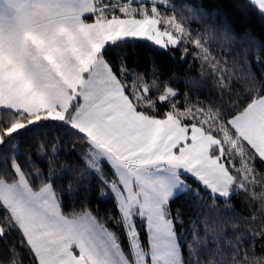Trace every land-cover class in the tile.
Masks as SVG:
<instances>
[{
  "label": "snow or ice",
  "instance_id": "obj_1",
  "mask_svg": "<svg viewBox=\"0 0 264 264\" xmlns=\"http://www.w3.org/2000/svg\"><path fill=\"white\" fill-rule=\"evenodd\" d=\"M169 5L0 0V264L25 255L30 264H264L255 212L251 230L227 247L214 227L218 204L230 209L241 192L264 210V73L234 88L209 51L215 34L167 15ZM231 6L264 23V0ZM232 29L226 16L220 32ZM176 50L211 68L217 98L192 103L185 93L179 103L176 77L160 63ZM142 61L150 73L137 71ZM24 141L32 144L22 153ZM93 197L114 211L101 216ZM184 203L193 210L187 228Z\"/></svg>",
  "mask_w": 264,
  "mask_h": 264
},
{
  "label": "trees",
  "instance_id": "obj_2",
  "mask_svg": "<svg viewBox=\"0 0 264 264\" xmlns=\"http://www.w3.org/2000/svg\"><path fill=\"white\" fill-rule=\"evenodd\" d=\"M176 2L173 8L177 10H193L194 12H204L208 15L204 16L202 20L208 25H213L216 35L209 41V51L211 56L225 64L230 70L233 77V86L237 90L244 87V82L248 78V73H251L258 80L264 73V52L260 49L261 41L264 40V23H261L259 18L249 13L247 16H241L236 7L231 6L232 0H173ZM236 3H242L243 0H235ZM162 9V8H161ZM172 9H167L169 12ZM216 13L213 17L211 14ZM230 18L233 24L231 34L225 36L220 32L222 22L225 17ZM201 18L199 15L194 18L191 23L194 32H204V28L199 25ZM204 23V24H205ZM181 53L179 50L173 51L171 55L160 58V63L163 66L165 77L175 75L172 81V86L181 93L179 103L185 104L184 94L188 96V100L192 103L203 101L207 103L209 100L217 98L216 91V76L212 74L211 68L204 67L202 69V61L193 56H188L186 61H181ZM137 71L150 73L151 68L147 63L141 62ZM32 141H24L21 145V152L29 147ZM87 152L84 144L76 142L75 154L83 156ZM61 161H67L75 166V157L73 155H61ZM39 164L40 161L37 160ZM260 173L264 174V168L257 166ZM104 175L111 179L108 169H104ZM85 183H90L95 187L97 181L91 177L86 176ZM67 183V181H65ZM257 186V191H259ZM210 203V201H208ZM182 204L181 200L176 201V206ZM232 207L226 208L223 203L218 204V213L220 214V223L214 225L216 230L220 232V240L224 247H227L234 241V237L241 232L247 233L251 230L253 222L248 218L250 214L255 212L257 216V223L264 219V210L261 209L259 200L248 203L245 199L244 193H240L231 200ZM93 210L98 209L101 216H104L109 211H114L113 205L110 201H100L93 197L89 202ZM78 206V205H77ZM185 227L193 216V210L188 204H183ZM69 209H66V211ZM235 222V227H233ZM109 226H113V221H107ZM245 239L251 241L253 238L245 235ZM258 239V238H257ZM15 242L12 238L8 243ZM248 245H245L247 247ZM5 245L0 244V255H4ZM255 252L257 256L264 254V241L258 240L255 245ZM23 264H30V258L26 255L23 259Z\"/></svg>",
  "mask_w": 264,
  "mask_h": 264
},
{
  "label": "rangeland",
  "instance_id": "obj_3",
  "mask_svg": "<svg viewBox=\"0 0 264 264\" xmlns=\"http://www.w3.org/2000/svg\"><path fill=\"white\" fill-rule=\"evenodd\" d=\"M163 10H165V9H163V8L160 9L161 12H165ZM193 12H194L193 10H189V9H186V10H180V9H178L177 10L176 8H172V10H170L169 12H167V15H174L175 14L177 16H184L187 19L188 24L192 28L191 23L194 20V18H196V17H193L192 16V13ZM204 23H205V21L202 20V19L199 22V25H201L202 28H204V32H200V33L203 34V35H208L209 33H214L216 35V32H215L216 30L213 27V25H208L207 23H205V24ZM215 35H214V37H215ZM208 47H209V44H208Z\"/></svg>",
  "mask_w": 264,
  "mask_h": 264
},
{
  "label": "crops",
  "instance_id": "obj_4",
  "mask_svg": "<svg viewBox=\"0 0 264 264\" xmlns=\"http://www.w3.org/2000/svg\"><path fill=\"white\" fill-rule=\"evenodd\" d=\"M175 4H176V2H174L173 0H170V5L168 6L167 9H172L175 6ZM163 9H165V8H163ZM163 11H165V10H163Z\"/></svg>",
  "mask_w": 264,
  "mask_h": 264
}]
</instances>
